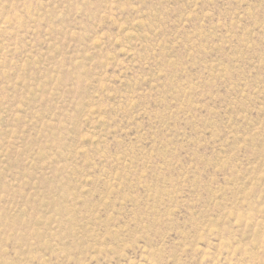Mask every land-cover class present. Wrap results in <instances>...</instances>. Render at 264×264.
Returning a JSON list of instances; mask_svg holds the SVG:
<instances>
[{
  "label": "rangeland",
  "instance_id": "obj_1",
  "mask_svg": "<svg viewBox=\"0 0 264 264\" xmlns=\"http://www.w3.org/2000/svg\"><path fill=\"white\" fill-rule=\"evenodd\" d=\"M0 264H264V0H0Z\"/></svg>",
  "mask_w": 264,
  "mask_h": 264
}]
</instances>
